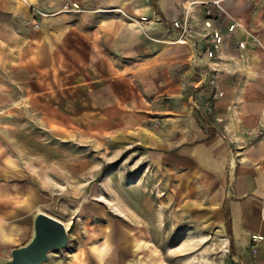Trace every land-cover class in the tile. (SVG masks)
Listing matches in <instances>:
<instances>
[{"label":"crops","instance_id":"0c3cea01","mask_svg":"<svg viewBox=\"0 0 264 264\" xmlns=\"http://www.w3.org/2000/svg\"><path fill=\"white\" fill-rule=\"evenodd\" d=\"M60 1L13 0L4 10L28 25L21 31L16 23L11 40L0 36L2 44L16 45V69L33 68L43 58L49 62L33 74L27 91L82 93L109 116L126 108L127 136L131 131V139L136 135L147 149L168 156L174 168L193 159L206 167L210 187L223 189L214 207L222 222L227 220L230 263L264 264V143L241 144L264 131V0H124L129 12L144 18L138 21L140 35L129 21L117 34L116 1H107L106 20L94 8L78 13L76 22ZM213 32L221 36L216 47ZM155 76L152 84L170 103L143 101L148 78ZM223 139L236 145L231 160ZM0 189V257H5L14 248L11 239L19 236L23 245L31 238L33 222L30 208L16 215L11 189L7 197Z\"/></svg>","mask_w":264,"mask_h":264},{"label":"rangeland","instance_id":"374dc122","mask_svg":"<svg viewBox=\"0 0 264 264\" xmlns=\"http://www.w3.org/2000/svg\"><path fill=\"white\" fill-rule=\"evenodd\" d=\"M107 1L62 0L60 7L73 14L69 18L72 22H76L78 13L87 14L94 8L106 20ZM113 1L117 34L125 32L119 27L129 21L134 34L140 35L138 21L144 20L141 14L129 12L131 7L124 0ZM12 2L0 0V36L10 40L16 34V23L21 31L28 28L23 18L16 21V15L4 11L11 9ZM133 2L137 8L139 4ZM1 41L2 38L0 56L7 60L0 61V188H4L5 197L11 189L16 198V215L18 211L23 213V197L28 189L34 190L33 205L26 213L32 222L39 212L61 222L72 216L68 243L52 250L51 264L71 263L81 252L88 264H97L91 248L103 243L98 235L105 229L124 232L130 238L128 247L117 246L118 250L124 249L123 260L127 264H155L156 260L160 264H231L227 223L222 222L214 207L220 188L215 184L210 187L206 167L199 168L200 163L186 157L180 168H174L168 156L147 149L136 141V135L131 139V131L128 136L125 132L129 114L126 108L125 113L122 110L109 116L82 93L27 91L35 81L33 74L49 62L43 58L33 68L29 65L16 69V45ZM155 79L158 76L148 78L143 101L147 100L149 106L170 103L171 99L159 95L152 84ZM194 112L198 115L195 108ZM262 132V136L242 141V146L259 139L264 143ZM223 140L231 160L236 145ZM6 155L21 170L16 173ZM100 173L101 178L94 181ZM105 174L108 175L101 186L99 182ZM93 193L100 198L95 199ZM112 203L125 211L124 218L112 211ZM77 204L79 211L75 213ZM5 207L10 212L13 208L7 203ZM140 230L151 236V241L143 247L131 245ZM21 231L22 228L18 230ZM20 238L11 239L15 242L12 247L20 246ZM112 248L110 244L109 249ZM50 257L39 264H48ZM9 258L10 252L0 257V264Z\"/></svg>","mask_w":264,"mask_h":264},{"label":"bare ground","instance_id":"6f19581e","mask_svg":"<svg viewBox=\"0 0 264 264\" xmlns=\"http://www.w3.org/2000/svg\"><path fill=\"white\" fill-rule=\"evenodd\" d=\"M0 113H2V111H0ZM198 155L202 156V152H197ZM5 159L7 161V163L9 165H11L12 167L16 168V173L21 170L20 167L15 163V161L12 159L11 156L6 155ZM32 169V168H31ZM108 174H105V176L100 180V185L103 186L105 184L106 178H107ZM34 190L32 188L28 189L27 193L25 194V196L23 197V206L26 208H31V206L33 205V200L35 198L34 195ZM93 195L95 196V199H99L100 197L93 193ZM162 193L159 192V196H161ZM80 204V203H79ZM79 204H77V206L74 209V212L77 213L79 211ZM216 204V202L213 203V205ZM36 206V205H35ZM39 207V206H38ZM112 211L117 214L118 216H120L121 218H124L126 216L125 211L117 204V203H112V205L110 206ZM66 230H69L71 228L72 225V216L69 217L66 221L63 222ZM0 234L3 235V227L0 224ZM126 233L124 232H116L113 231L112 229H108V230H104L103 232H101L98 236L99 238H103V243H101L100 245H93V247L91 248V252L93 253V255H95L96 260H97V264H127V262H125L123 260L125 253H124V249H117V246L121 247H128V245L130 244V238H128V236L126 237L125 235ZM132 239V238H131ZM133 241H131V245H137V247H143L145 245H147L150 241H151V236H149L146 232L140 230L135 237H133L132 239ZM112 244L114 246V249H109V245ZM52 251H50L48 253V256L50 257ZM85 253L81 252L79 256H75V258L72 260L71 263H66V264H88L85 260ZM109 259V260H107ZM51 262H53V258L50 257L48 259V264H51ZM133 264H137V263H133ZM140 264V263H139ZM142 264V263H141ZM155 264H160V262L158 260H156Z\"/></svg>","mask_w":264,"mask_h":264},{"label":"water","instance_id":"95a60500","mask_svg":"<svg viewBox=\"0 0 264 264\" xmlns=\"http://www.w3.org/2000/svg\"><path fill=\"white\" fill-rule=\"evenodd\" d=\"M33 234L23 245L10 251V258L2 264H39L46 261L48 253L63 248L68 243V230L63 222L43 212L33 218Z\"/></svg>","mask_w":264,"mask_h":264},{"label":"built area","instance_id":"2783aa9c","mask_svg":"<svg viewBox=\"0 0 264 264\" xmlns=\"http://www.w3.org/2000/svg\"><path fill=\"white\" fill-rule=\"evenodd\" d=\"M210 13V9L208 8L207 10H206V14H209ZM204 25L206 26V27H209L210 26V24H209V22L206 20V21H204ZM182 28V30H183V33L184 32H186V28H185V26H184V24H183V27H181ZM212 37H213V45L216 47V45L220 42V40H221V36L218 34V32H213L212 33ZM239 47H243V44L242 43H240L239 44ZM209 54H210V51H209ZM252 241L254 242V244L252 245V252L253 253H255V251H256V245H255V243L257 242V237L256 236H252Z\"/></svg>","mask_w":264,"mask_h":264},{"label":"trees","instance_id":"16d2710c","mask_svg":"<svg viewBox=\"0 0 264 264\" xmlns=\"http://www.w3.org/2000/svg\"><path fill=\"white\" fill-rule=\"evenodd\" d=\"M152 5H153V7L156 9V7H155V4L154 3H152ZM200 115V117H202L207 123H209V124H211L212 123V120L210 119V117L209 116H205V115H201V114H199ZM213 132H214V130H212ZM213 132L210 134V136L209 137H207L205 140H202L201 142L203 143H207L209 140H210V138L211 137H213ZM101 176H102V174L100 173L95 179H94V181H98L100 178H101ZM227 219V218H226ZM227 221V220H226ZM227 223V222H226Z\"/></svg>","mask_w":264,"mask_h":264}]
</instances>
